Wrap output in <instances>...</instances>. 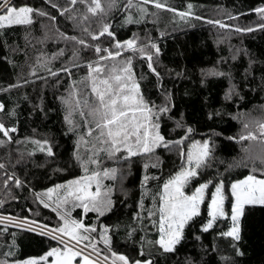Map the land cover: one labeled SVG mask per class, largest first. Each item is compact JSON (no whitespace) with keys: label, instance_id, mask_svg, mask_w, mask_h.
<instances>
[{"label":"snow or ice","instance_id":"1","mask_svg":"<svg viewBox=\"0 0 264 264\" xmlns=\"http://www.w3.org/2000/svg\"><path fill=\"white\" fill-rule=\"evenodd\" d=\"M45 2L61 16H65L72 23L73 30L79 31L80 35H68L56 29L59 38L66 44H71V56L68 57L67 64L57 69L49 66L52 61L65 54L64 48L53 53L51 57L41 52L35 57V63L28 65V76L36 77L37 71L43 70L51 77H56L61 72L71 77L72 68H79L81 63L86 67V73L79 80L71 81L67 96L58 97L65 112V135L71 133L75 136L71 159L79 167L81 174L42 192H34L36 200L56 214L57 226L49 227L36 220L0 215V224L11 223L22 229L27 226V231L37 232L57 243V246L50 247L42 255L29 256L22 260H0V264H156L155 257L176 250V246L185 239L187 229L199 224L200 233H208L214 230L217 221L229 218L225 211L227 196L223 179L215 183L213 179H208L198 183L190 192L186 191L194 179L212 166L213 143L210 138L192 139L195 129L182 121H176V128L181 129L183 135L174 140L162 135L160 121L174 107L171 93L167 90L161 93V104L146 98L141 87V81L146 77L143 73L137 77L133 63L137 56L144 61L148 72L156 78V87L162 89V75L156 67L159 64L161 49L147 34L143 39L136 33L123 40L116 37L107 17L120 6L119 0H67L65 7H60L52 0ZM77 5L83 6V10ZM149 6L154 10H150ZM192 7L189 3L186 10L181 11L171 7L167 0H126L123 9L127 14L122 23H156L160 11L172 13L174 21L178 18L188 22L193 16ZM130 10H134L135 15ZM252 11L264 21V4ZM34 14L56 21V16L42 9L24 3L17 4L14 0H0V30L13 26L29 27L33 24ZM226 19L231 21L236 17L228 14ZM205 22L229 33H251L256 29L264 31V22L254 26L225 23L223 19H207ZM93 23L96 25L95 29L92 27ZM160 35L164 36L165 33L160 32ZM102 37L107 39V44ZM29 38L26 33V42ZM47 38L45 34L43 38L35 39L42 43ZM229 51L230 56L221 57L218 64L225 65L229 60L235 61L241 52L238 48H230ZM82 52H90L91 58L85 59L81 55ZM244 54L248 55L247 50H244ZM255 63L256 61L249 57L248 66L243 71L245 84L253 73ZM201 75L227 77L229 87L224 98L231 100L234 96H240L238 85L233 82L231 67L227 70L218 67L208 71L202 69ZM261 81L264 83V76H261ZM29 82L30 80L21 77L17 83L0 88V91L7 92ZM4 111L5 104L0 102V113ZM7 115L15 117V108L9 109ZM218 115L219 111L209 112L208 118L212 119ZM233 119L240 121L241 131L238 136H230L227 139L240 144L242 155L238 162L229 164V168L251 167L242 179L230 183L231 226L227 230H219L217 235L221 238L230 237L235 242L240 239V218L244 214L245 206H264V112L260 117L237 114ZM16 132L15 124L9 125L0 120V147L7 148L13 143L31 146L25 151L16 149L18 155L15 164L22 163L25 156L32 157L37 152L47 157L55 156L53 142L46 136L13 140L12 134ZM33 132L35 133L36 129H33ZM158 149L168 152L176 150L181 163L153 193L148 183L150 180L159 181L160 177L149 174L148 169L162 165L163 161L157 155ZM7 156L11 162V152H8ZM133 158L144 161L137 211L133 213L131 222L125 226L126 238L129 240L142 233L135 242L138 244L136 257L114 250L112 233L114 227L118 229L119 225L100 223L101 217L113 211L116 203L115 193L120 191L127 195L124 179L128 175ZM109 162L112 166H108ZM0 170H3V185L6 189L10 181L17 188L23 187L24 182L15 172L9 173L4 162H0ZM213 183L214 189L210 190ZM146 197H150L152 201L147 207ZM205 203L206 218L201 212V206ZM75 208L82 209L81 218L72 216V209ZM88 213L96 214L92 223L84 221L83 217ZM6 230L5 227L0 229V232ZM200 238V235L195 236L197 240ZM9 247H14V243ZM212 247L215 250L216 245L213 244ZM232 247L237 255L242 254L234 243ZM12 254L10 250L5 256ZM222 259L227 264L229 258ZM188 264H192V261L189 260Z\"/></svg>","mask_w":264,"mask_h":264},{"label":"trees","instance_id":"2","mask_svg":"<svg viewBox=\"0 0 264 264\" xmlns=\"http://www.w3.org/2000/svg\"><path fill=\"white\" fill-rule=\"evenodd\" d=\"M14 2L42 9L56 16V21H50L47 16L34 14L33 24L29 27L13 26L0 30V88H7L9 84L17 83L21 77L30 80L28 84H22L21 87L12 88L7 92L0 91V102L5 104V111L0 113V120L9 125H16L17 132L12 134L13 140L46 136L53 142L55 156L47 157L37 152L32 157L25 156L22 163L15 164L18 155L16 149L25 151L31 146L13 143L7 148L0 147V162L6 164L9 173L15 172L24 182L23 187L17 188L10 181L6 189L3 185V170H0V202H2L0 213L36 220L54 227L56 214L51 208H45L40 204L34 192H42L48 187L81 174L79 167L71 159L75 136L71 133L65 135L67 130L64 122L65 112L58 97L67 96L71 81L79 80L86 73V67L81 63L79 68H72L71 77L63 72L56 77H51L43 70H38L36 77H29L28 65L35 63V57L41 52L51 57L61 48L66 49L65 54L52 61L49 66L57 69L66 65L68 57L71 56V44L62 41L56 29L68 35H80V33L74 31L72 23L45 0H14ZM52 2L60 7L67 5V0H52ZM121 2L122 0H119L120 6L107 17L116 37L123 40L136 33L143 39L147 34L159 44L161 49L159 64L156 67L162 75V89L156 87V78L148 72L144 61L137 56L133 63L137 77L142 73L146 77L141 81L146 98L161 104L163 102L161 93L165 90L171 93L174 107L160 121L162 135L173 140L183 135V131L176 128V121H182L195 129L192 139L210 138L213 143L212 166L194 179L186 191L190 192L198 183L208 179H213L214 183L223 179L226 186L225 211L229 218L217 221L214 230L208 233H200L199 224L187 229L185 239L176 246V250L173 253L155 257L156 264H188L189 260L192 264H226L222 257L229 258L227 264H264V206H245L244 214L240 218L238 241L233 242L230 237L221 238L217 235L219 230H227L230 225V183L242 179L249 173L251 167L229 168V164L240 160L242 153L240 144L227 137L238 136L241 131L240 121L233 119L237 114H251L253 117L262 115L264 83L261 81V76H264V31L256 29L251 33H229L227 30L205 22L207 19H223L225 23L254 26L264 21L258 20L252 9L264 4V0H167L171 7L181 11L186 10L187 4H192L193 16L188 22L178 18L174 21L172 13L160 11L159 20L156 23L145 21L128 25L122 23L127 12L122 11ZM77 7L83 10V6L77 5ZM149 8L154 10L151 6ZM130 11H133L135 15L134 10ZM228 14L236 19L227 20ZM195 17L204 19L198 20ZM92 27L95 29V23ZM160 32H164L165 35L161 36ZM26 33L30 36L27 42ZM45 34L48 38L42 43L35 39L43 38ZM101 39L107 44L106 38ZM230 48L241 50L237 59L229 60L225 65L218 64L221 57L230 56ZM244 50H247L248 55L244 54ZM81 55L85 59L91 58L90 52H82ZM249 57L256 63L253 65L252 75L245 84L243 71L248 66ZM214 67L222 70L231 67L233 82L238 85L239 97L234 96L231 100L224 98L229 87L227 77L201 75L202 69L208 71ZM177 73L181 75L177 76ZM202 80L203 83H201ZM12 108H15V117L7 115L8 110ZM216 111H219L220 115L209 119V112ZM33 129H36L35 133ZM8 152H11V162L8 160ZM157 155L163 161L162 165L148 169L149 174L160 177L159 181L150 180L148 183L153 193L158 190L163 180L180 166L176 150L168 152L158 149ZM143 162L139 158H133L128 175L124 179L127 195L117 191L114 195L116 203L113 211L100 218V223L119 225L118 229L114 227L112 233L113 248L130 257L137 256L138 244L135 242L139 240L142 233H138L129 240L126 238L125 226L131 222L133 213L137 211L140 179L144 174ZM108 166H112L110 162ZM257 175L259 176V173ZM214 183L210 185V190L214 189ZM151 203V198L146 197L145 206H150ZM201 212L206 218V203L201 206ZM73 215L80 218V209H76ZM95 217V213H88L84 216V221L92 223ZM5 227L7 230L0 232V260H22L29 256H39L50 247L57 245L56 241L37 233L0 224V229ZM196 235H200L201 238L195 239ZM13 243L11 258H5L3 250L6 247L9 249ZM233 243L240 250L241 255L236 254L232 247ZM213 244L216 245L215 250H213Z\"/></svg>","mask_w":264,"mask_h":264},{"label":"rangeland","instance_id":"3","mask_svg":"<svg viewBox=\"0 0 264 264\" xmlns=\"http://www.w3.org/2000/svg\"><path fill=\"white\" fill-rule=\"evenodd\" d=\"M124 3H126V0H122V2H121V9H122V11H125L124 9H123V4ZM257 15V14H256ZM257 17H258V20H261L260 19V17L257 15ZM130 54V53H129ZM263 112H264V108H263ZM180 160V159H179ZM181 163V162H180ZM105 183H111V181H105ZM117 193V192H116ZM229 193H230V188H229ZM226 202V201H225ZM230 208H231V195H230ZM76 209H79V208H75V209H72V216L73 217H75L74 215H73V212L76 210ZM80 212H81V215H82V209H80ZM1 214V213H0ZM6 215V214H5ZM8 215V214H7ZM10 216H12V217H17V216H14V215H10ZM76 218V217H75ZM80 218H81V216H80ZM84 218V217H83ZM55 222H56V225H54V227L55 226H57L58 225V217L56 216V220H55ZM231 226V221H230V225H229V227ZM12 227V226H11ZM16 228V227H15ZM55 246H57V245H55ZM54 247V246H53ZM101 247H103L102 245H101ZM11 250V252H13L12 251V249H8V247H6V249H4L3 250V256L6 258V257H8V258H11V256L12 255H9V256H5V253H7V252H9ZM9 261V260H8ZM11 261V260H10Z\"/></svg>","mask_w":264,"mask_h":264},{"label":"built area","instance_id":"4","mask_svg":"<svg viewBox=\"0 0 264 264\" xmlns=\"http://www.w3.org/2000/svg\"><path fill=\"white\" fill-rule=\"evenodd\" d=\"M0 215H5V214H0ZM5 216H10V215H5ZM29 220V219H28ZM29 221H31V220H29ZM40 224H42V223H40ZM5 225V224H4ZM8 226H12V227H16V226H14V225H12L11 223H9V224H7ZM27 227V226H26ZM26 227L24 228V230H26ZM16 228H19V227H16ZM20 229H22V228H20ZM34 233H37V232H34ZM38 234V233H37ZM48 238V237H47Z\"/></svg>","mask_w":264,"mask_h":264}]
</instances>
